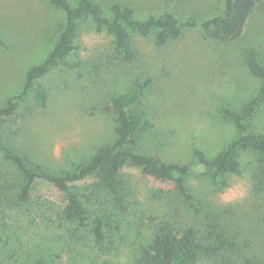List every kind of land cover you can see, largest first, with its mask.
Returning a JSON list of instances; mask_svg holds the SVG:
<instances>
[{
	"label": "rangeland",
	"instance_id": "374dc122",
	"mask_svg": "<svg viewBox=\"0 0 264 264\" xmlns=\"http://www.w3.org/2000/svg\"><path fill=\"white\" fill-rule=\"evenodd\" d=\"M99 1L104 7L115 1L129 3L140 18L165 11L200 18L221 8V0ZM60 22L63 13L49 0H0V36L7 45H0V103L4 95L18 91L24 68L44 58L47 41ZM90 22H84L79 34V57L112 56L111 35L95 31ZM131 41L142 67L119 64L109 93L129 85L134 70L157 72L156 92L151 98L161 127L174 130L168 151L183 155V160L194 166L192 136L206 139L211 155L246 130V121L234 124L217 109L222 102L240 106L258 85L248 72L245 54L253 48L264 61V0H257L242 36L235 41L205 39L197 29L186 30L159 50L149 37L132 34ZM64 66L66 69L55 66L41 77L21 102L20 145L52 168H70L78 156L111 142L97 89H83L77 68ZM250 127L252 131L264 130L262 108ZM238 162L239 174L215 176L196 167L186 177L190 201L135 166L111 170L129 192L128 202H124L127 221L118 222L114 234L97 225V206L86 210L76 222L64 220L62 228L76 226V232L55 230L53 226L63 222L57 221L63 199L56 188L40 186L38 191L56 202L54 208L33 212L32 221L27 215L17 218L14 212L1 217L4 235L9 237L0 239V264H35L41 257H50L52 264H89L92 260L135 264L144 241L161 221L170 223L176 232L191 231L202 245L201 261L208 264H264V159L247 147L240 149ZM15 174V167L0 157V180L14 191L19 187ZM88 187L76 186L81 200L91 199ZM30 203L34 205L30 208L37 207L31 198ZM105 220L102 215L100 222ZM13 226L19 227V233L12 231ZM107 232L113 235L102 238Z\"/></svg>",
	"mask_w": 264,
	"mask_h": 264
},
{
	"label": "trees",
	"instance_id": "16d2710c",
	"mask_svg": "<svg viewBox=\"0 0 264 264\" xmlns=\"http://www.w3.org/2000/svg\"><path fill=\"white\" fill-rule=\"evenodd\" d=\"M49 1L63 13V22L59 23L51 40L49 38L47 41L44 58L24 68L18 91L4 95L0 103V157L15 167L19 185L14 191L12 186L6 187L0 180V219L12 212L17 218L27 215L32 219L33 212L54 208L56 202L38 191L40 186L49 185L56 188L63 199L61 209L57 212V221L63 222L53 226L55 230L76 232V226L62 228L63 223L76 222L83 218L86 210L92 211L97 206L100 212L96 217L99 221L97 225L114 234L112 229L118 227V222L127 221L124 215V202H128L129 193L127 186L110 174L119 167L135 166L155 182L176 189L183 199L190 201L192 196L186 177L196 167L201 171L210 170L215 176L239 174V151L247 147L264 159V130L252 131L250 127L256 111L261 108L264 110V61L253 48L247 49L245 64L248 72L258 80L257 87L240 106L222 102L217 109L224 119L234 124L246 121V130L235 135L222 149L211 155L208 154L211 147L204 143L206 139L192 136V154L196 166L184 161L183 155L167 149L173 145L172 136L175 134L174 130L161 127L156 119L155 101L151 95L156 92L157 72L134 70L130 73L129 85L122 90L109 93L108 88L114 82L119 64H138V68L142 67L138 51L131 41L132 34L149 37L156 50L170 40L180 38L189 29H197L203 38L216 42L235 41L242 36L257 0H221L218 13L200 18L179 17L168 11L140 18L131 4L118 1L106 7L99 0ZM86 20L91 21L95 31L111 35L112 56L105 59L79 57V34ZM0 45L7 48L1 36ZM64 65L71 69L77 68L83 89H97L100 95L99 109L109 121L108 135L111 142L98 147L93 153L78 156L70 168H52L20 145L23 124L20 117L21 102L41 77L55 66L63 68ZM85 184L90 186V200H81L76 190V186ZM30 198L37 207L30 208L34 206ZM102 215L106 217L104 224L100 222ZM108 220L110 223H107ZM12 231L19 233L20 230L13 226ZM72 231L68 232L70 236L73 235ZM109 232L102 238L113 235ZM4 233V227L0 224V239ZM4 237H9V234ZM143 244L141 255L134 260L135 264H208L201 261L203 248L195 235L189 230L176 232L167 221L157 223ZM35 264H52V259L41 257ZM89 264L111 262L92 260Z\"/></svg>",
	"mask_w": 264,
	"mask_h": 264
}]
</instances>
